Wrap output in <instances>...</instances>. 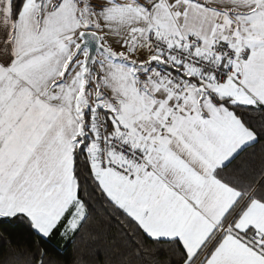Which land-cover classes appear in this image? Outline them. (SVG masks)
Masks as SVG:
<instances>
[{
  "label": "snow or ice",
  "instance_id": "obj_1",
  "mask_svg": "<svg viewBox=\"0 0 264 264\" xmlns=\"http://www.w3.org/2000/svg\"><path fill=\"white\" fill-rule=\"evenodd\" d=\"M0 264H264V0H0Z\"/></svg>",
  "mask_w": 264,
  "mask_h": 264
}]
</instances>
